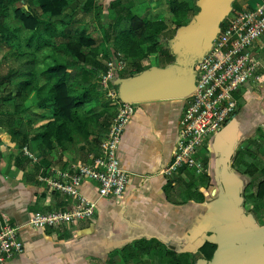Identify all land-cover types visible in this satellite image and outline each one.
I'll return each mask as SVG.
<instances>
[{"label": "crops", "instance_id": "1", "mask_svg": "<svg viewBox=\"0 0 264 264\" xmlns=\"http://www.w3.org/2000/svg\"><path fill=\"white\" fill-rule=\"evenodd\" d=\"M138 1L148 7L156 0H102L98 5L108 16L111 9H124L127 3L128 11ZM261 1L196 0L198 18L194 15L184 26L205 20L206 28L218 22L222 31L236 15ZM253 54L264 62V35L253 46ZM129 70L117 79L132 77ZM236 96V117L196 154L205 172L198 175L187 169L172 178L163 171L173 161L189 97L137 103L118 151L120 167L129 174L125 195L99 201L96 218L74 227L29 225L35 213L63 205L62 198L49 195L38 176L51 168L64 170L72 162H86L96 151L57 147L46 160L31 144L34 161L13 140L12 129L4 130L6 123L0 122V225L6 219L19 228L25 246L24 253L8 264H264L258 240L264 211L249 210L245 198L259 180H254L257 173L253 175V141L264 134V75L261 81L252 79ZM224 159L231 173L229 185L234 187L233 172L242 182L241 202L224 196ZM82 190L97 199L92 185L85 184Z\"/></svg>", "mask_w": 264, "mask_h": 264}, {"label": "built area", "instance_id": "2", "mask_svg": "<svg viewBox=\"0 0 264 264\" xmlns=\"http://www.w3.org/2000/svg\"><path fill=\"white\" fill-rule=\"evenodd\" d=\"M264 35V0L253 8L236 15L219 33L213 46L196 66V90L179 123V137L173 161L163 171L172 178L182 170L205 172L196 154L205 141L220 132L239 110L237 93L253 79L261 81L264 62L253 54V46ZM128 67L121 52L109 57L97 84L99 91L115 115L109 129L100 138L96 152L86 162H72L64 170L51 168L38 176L49 195L62 198L63 205L52 206L45 213H35L29 225L46 227H74L97 216L98 203L103 199H122L129 184V174L120 167L118 151L126 126L135 113V103L123 102L118 97L115 82ZM22 152L36 161L35 154L25 146ZM92 185L97 199L89 198L82 190ZM25 251L19 228L4 219L0 225V264H8Z\"/></svg>", "mask_w": 264, "mask_h": 264}, {"label": "trees", "instance_id": "3", "mask_svg": "<svg viewBox=\"0 0 264 264\" xmlns=\"http://www.w3.org/2000/svg\"><path fill=\"white\" fill-rule=\"evenodd\" d=\"M20 1L0 0V49L6 44L8 48H17V51H13L16 57L20 59L28 57L24 72L10 71L5 75L0 74V90L4 88L5 93L0 96V122H3L1 119L3 115H10V112L5 110L8 105L14 108L12 114H26L31 120L30 129L36 123L46 122V125L34 132L26 129L11 130L20 149L32 144L46 160H49L50 153L57 147L63 151L73 148L97 151L100 138L109 129L115 115V112L112 113L114 107L99 91L97 84L110 55H106L107 58L103 64L96 53H93L98 47L96 40L91 39L85 32L68 38L64 31H60L63 41L56 47L65 52L68 57L64 61L53 57V63L39 72L38 55L30 50L28 52L21 50L22 44L19 41L21 27L33 32L34 35H38L42 27H45L47 32L54 33L55 31L51 29L54 19L66 16V10L71 8V5L69 0H35L26 8H14V18L21 25L12 29L7 24L11 16L10 7ZM32 4L38 7L39 12L33 9ZM169 6L177 18L191 11L193 16L199 12L196 0H191L190 3L169 0ZM127 19L130 21L129 26L121 32V35H118L113 54L124 53L129 58L130 64L135 65L141 58L148 57L149 53L155 51L158 36L165 25L163 21L159 22L158 18L143 19L141 16L129 14ZM70 22H74L72 15L64 26ZM175 24L177 29L185 25L177 19ZM33 37L28 41L27 47L39 51L45 44L42 41L32 42ZM47 40L50 42L49 39ZM51 45L54 46L53 43ZM172 58L175 59L174 56ZM149 68L151 65L139 68L132 76ZM78 73L79 79L75 76ZM33 98L35 102L32 101V106H27ZM33 106L40 109L41 114L28 113L33 110ZM111 113L113 115L110 120ZM258 140L260 143L255 139L253 144L258 146L259 152L264 153L263 133L260 132ZM243 155H239V160H243ZM257 171L253 170V175ZM259 172L260 178L257 184L248 188L245 196L249 206L256 213L264 211V166Z\"/></svg>", "mask_w": 264, "mask_h": 264}, {"label": "rangeland", "instance_id": "4", "mask_svg": "<svg viewBox=\"0 0 264 264\" xmlns=\"http://www.w3.org/2000/svg\"><path fill=\"white\" fill-rule=\"evenodd\" d=\"M35 0H21L20 2L15 3L13 6L10 7V13L11 16L7 20V24L12 29L15 27H19L21 24L14 18L13 10L17 7H25L31 4V2H34ZM128 1V0H127ZM158 0L154 1L155 3L151 6H146V4L139 5V1L135 3V5L130 6V10H126L128 6H126L127 3L123 4V8H115L111 9L109 11L108 16H106L103 13L102 6L98 4H102V0H69L70 5H72L71 8L66 10V16H62L60 18L54 19L53 26H51L52 30L55 32H47L45 27H42L40 31H38V35H34L33 32L28 31L21 27L20 31V43L22 44L21 50L24 51H33L38 55V67L39 72H41L43 69H47L52 63H53V57L57 58L59 61H64L68 55L65 52H62L59 48L56 46L59 45L60 42L63 41V37L60 34V31H64L65 35L68 36V38H73L75 36H78L82 33H86L91 39L96 40L97 42V50H95L93 53H96L98 59H100L103 64L107 58L108 55L112 56L114 53L113 47L115 42L117 41L118 35H121V32L124 31L129 26V22L127 17L129 14L132 15H140L143 17V19H153L158 18L159 22L163 21V24L165 25L164 30H162L158 36V43L156 44L155 51L152 53H149L148 57L141 58L139 61L136 62L135 65H131L129 58L122 53L128 63L127 69L130 71V74H132L139 70V68H144L149 65H158L160 67H164L168 65L170 62L173 63L174 59L172 58L173 55H169L170 49H169V42L175 37L176 31H177V24H175V20H179L183 23L189 22L191 18L193 17L192 11L189 13H186V15H181L180 17H175L174 14L171 12V8L169 6L168 0H164V2H157ZM183 1V0H182ZM191 0H184L182 3L187 2L190 3ZM158 3V4H157ZM164 3V4H163ZM122 3L120 2V5ZM163 4V5H162ZM119 5V6H120ZM33 9L36 12L38 11V7L35 4H32ZM116 10H120V13L115 12ZM131 12V13H130ZM72 15L74 17V22L68 24L67 26H64L65 23L69 21V16ZM46 20H48L47 17H44ZM128 21V22H127ZM56 34V35H54ZM34 36V37H33ZM33 37L32 42L35 43V41H42L45 46L40 49L39 51H36L35 48H28L27 43L28 41ZM49 39L51 43H53L54 46L51 45V43L47 40ZM17 43V40H16ZM18 44V43H17ZM16 44V45H17ZM148 46V45H147ZM146 46V47H147ZM13 51H17V48H8L5 45L1 46L0 49V74L5 75L10 71H18V72H24L25 71V65L27 63L28 57L26 58H19L16 57L13 54ZM92 52V51H91ZM107 55V56H106ZM126 69V70H127ZM71 72V71H70ZM40 74V73H38ZM76 78L79 79V73L75 74ZM118 88V87H117ZM5 95L4 88L0 90V96ZM35 99L33 98L31 101L27 103V106H32L31 102ZM33 110L30 112H35L37 114H41V110L37 107H32ZM101 109V107H100ZM5 110H8L10 112V115H3L1 119L6 123L4 130L14 129L16 131L21 130H28L31 132H34L36 129L42 128L44 125H46V122H39L34 125L32 129H30L29 123L30 119L27 118L26 114L16 115L12 114L14 111V108L9 106H6ZM114 113V111H112ZM110 116V120L112 119V114ZM31 114V113H30ZM22 118V119H21ZM23 120V121H22ZM13 136V135H12ZM13 140L15 138L13 137ZM20 140V138H18ZM258 140V138L256 139ZM260 143V141H257ZM29 147V146H28ZM255 147V148H254ZM253 151H257L258 146H254ZM259 151V149H258ZM253 153V158L256 157L253 161V164H255L254 169L258 170L257 174L254 176V180H258L260 178V169L264 166V153ZM262 153V154H261ZM259 154L261 156H259ZM257 182V181H256ZM248 209L250 210L251 206L248 204Z\"/></svg>", "mask_w": 264, "mask_h": 264}, {"label": "water", "instance_id": "5", "mask_svg": "<svg viewBox=\"0 0 264 264\" xmlns=\"http://www.w3.org/2000/svg\"><path fill=\"white\" fill-rule=\"evenodd\" d=\"M197 21L193 20L190 25L178 28L175 37L169 42L171 54L175 58L173 63L165 67L152 66L130 78L116 80L115 86L118 87V97L121 101L137 104L186 99L194 93L196 66L210 51L221 31L218 22H211L210 28H206L207 21L201 20V24ZM221 132L218 134L221 135ZM222 165V175L225 178L224 196L241 202L242 182L233 172L231 176L234 187H231L227 180L231 174L227 168L228 160L224 159ZM258 234L259 245L264 248V228L259 229Z\"/></svg>", "mask_w": 264, "mask_h": 264}]
</instances>
